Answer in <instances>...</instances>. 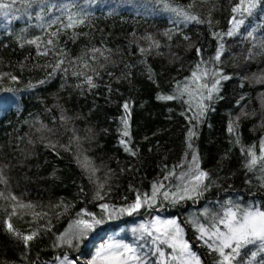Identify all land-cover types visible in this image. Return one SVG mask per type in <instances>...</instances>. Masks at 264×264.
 Wrapping results in <instances>:
<instances>
[{"label":"trees","instance_id":"16d2710c","mask_svg":"<svg viewBox=\"0 0 264 264\" xmlns=\"http://www.w3.org/2000/svg\"><path fill=\"white\" fill-rule=\"evenodd\" d=\"M72 2L76 7H62ZM236 3L45 0L28 7L26 0H17L8 17L0 13V264H55L65 255L86 252L91 257L108 241L136 243L131 235L115 231L141 215L176 219L201 264H218L222 258L200 238L199 225L209 227L229 201L264 209V166L247 167L248 150L259 156L264 140V7L245 18L238 35L217 37L231 27ZM166 5L205 23L184 22ZM69 12L84 14L85 22L65 28ZM36 37V44L27 43ZM221 43L224 53L216 62ZM59 61L63 63L55 68ZM197 64L229 78L220 80L211 101H204V116L190 121L186 117L195 109L189 111L187 93L171 101L158 96H178V85L194 91L191 73ZM125 103L130 113L128 146L135 155L120 143L128 140L121 134V118L128 115ZM189 129L195 132L192 144L199 167L209 174L202 195L177 203L159 198L131 216L105 217L101 227L107 235L101 238V231L90 250L85 240L70 247L57 239L77 213L99 217L101 203L125 207L138 192L150 193L153 183L173 190L184 183L179 174L191 161ZM85 157L88 168L82 167ZM181 164L183 168L177 167ZM173 169L176 175L164 180ZM99 184H104L103 200L95 196ZM10 215L20 237L5 225ZM32 232L38 235L26 247L22 236ZM252 252H257L252 245L241 249L233 264H264V252L254 259ZM147 256L152 264H171L155 249Z\"/></svg>","mask_w":264,"mask_h":264},{"label":"snow or ice","instance_id":"6c2138e0","mask_svg":"<svg viewBox=\"0 0 264 264\" xmlns=\"http://www.w3.org/2000/svg\"><path fill=\"white\" fill-rule=\"evenodd\" d=\"M28 7L32 6V3H45V0H26ZM17 3V0H9V2H0V13L4 17L10 15L11 9ZM55 7V6H54ZM64 9H70L76 7L74 2L65 4L62 6ZM167 10L176 13L177 15L183 18L184 22H195V23H205L198 16L190 14L188 11H185L182 8H171L170 6H165ZM191 7V6H189ZM258 7H264V0H238L231 11L233 13L230 24L231 27L226 33L220 34L216 33L217 37L221 35H226L229 37L238 35L241 28L245 25L246 17H251L254 11ZM44 9L41 8V11ZM68 23L64 25L65 28H74L85 22V15L82 13H72L69 12L67 15ZM56 21H52L55 23ZM252 32L249 31L247 35L252 36ZM53 36H56L57 33L53 32ZM39 37L28 40L29 44H36L39 40ZM151 40V37H147ZM185 39H189L185 37ZM53 41L49 40L48 44H52ZM158 47V43H156ZM37 47H39L37 45ZM93 51H99V49H93ZM145 51L141 49V52ZM200 49H197L199 53ZM224 53V44L221 43L216 51L214 60L219 62L221 56ZM47 55V52L43 53ZM63 61H59L55 68H59L60 64ZM202 63H207L203 62ZM218 77V78H217ZM229 77L223 76L219 70H214L208 67H201V64L196 65V70L191 73L192 83L195 85V90H190L189 86L184 85L183 89H179V95H160L158 96L159 100L162 101H171L177 98H181L187 93L190 97L189 101L186 103L189 104V111H193L191 117H186L190 121L195 120L199 121L201 117L204 116L205 111L208 105L205 104V100L211 101L213 99V94L218 91V85L221 79H228ZM13 81L17 80L16 76H11ZM264 82V79L261 80ZM39 83H44L40 81ZM88 83L92 87L96 85L92 82L91 77H88ZM9 91H12L9 89ZM193 100L195 104L193 106ZM126 112L125 117L121 118V123L123 125L122 137H127L128 140L121 139V145H124V150L130 152L132 155L136 153L128 146L131 143L130 131H129V104L125 103L123 105ZM183 115V113H182ZM228 131L232 132L233 127L229 124ZM195 136V132L192 129H189L187 133L188 144L187 147L192 151L191 161L188 165L187 171H182L179 174L181 181H185L175 187V190L167 188L163 182L153 183L151 186L150 193H137L135 200L128 204L125 207L116 208L113 205L108 203H101L99 205L102 209L103 215L97 216V214L92 212L84 211L82 213H77V219L73 220L68 228L60 234L57 239L62 244H67L70 247H76L81 241L87 239L89 234L94 232L99 226L103 225L106 222V219H111L117 213L119 214H128L131 216L133 213H138L140 209L144 207H152L155 205L159 198L163 200H171L173 203H177L179 200L184 199H193L194 196L202 195V191L206 190L207 185H205V180L208 179L209 174L199 167L198 156L195 154V149L192 144V138ZM247 155L250 157L247 163L249 170L255 168L258 164L264 166V140L260 143V154L257 156L256 152L252 149H249ZM90 161L85 157V160L82 164V167L88 168ZM177 167L183 168L184 165H178ZM93 173L95 169H92ZM175 169L169 171L167 175L164 176V180H169L171 177L175 176ZM2 182V179H0ZM104 188V184H99L96 191V199L103 200L104 196L101 194ZM163 190V191H162ZM0 197H3V193H0ZM12 201H17L16 196H10ZM20 207H34L33 205H23L20 204ZM15 206H13L12 215H15ZM207 214V213H206ZM39 215V214H37ZM88 217V218H84ZM11 215L5 220V225L9 232H14L18 237L21 236L20 233L15 232L12 224L10 223ZM223 226L221 230L220 226ZM143 234H146L148 237H151V244L155 246V251L159 253L161 257L164 256V253L160 250V244H167L173 252L177 255L172 256V259L179 260L181 264H201L200 258L190 251V245L186 240L183 239V229L176 219H161L156 217L151 221L150 224H141L140 229ZM137 229H133L135 233ZM200 232V238L205 239V243L210 249L217 252L222 258L218 261V264H233V261L237 256L240 255L241 249L247 248L249 245L255 246L257 252H264V209L250 206V207H241L239 204H234L232 201L228 202V206L224 210L222 215H219L214 218V222L209 226L200 224L198 227ZM38 235L37 232H32L31 234H25L22 236L23 242L27 247L29 242L34 240ZM143 239V235L140 237ZM211 241V243H209ZM75 242V243H74ZM144 246H137L135 243H126L123 241L112 242L106 245L101 246L92 258L87 262V264H149L147 259V253L142 252ZM230 250V251H226ZM257 252H252L253 259L256 257ZM67 262V264H74L73 261H69L68 256L63 257L62 264Z\"/></svg>","mask_w":264,"mask_h":264},{"label":"rangeland","instance_id":"374dc122","mask_svg":"<svg viewBox=\"0 0 264 264\" xmlns=\"http://www.w3.org/2000/svg\"><path fill=\"white\" fill-rule=\"evenodd\" d=\"M156 217H158V216H155V215H153V216H151V218H148V217H144V216H140V217H134L133 219H132V222L131 223H129L128 225H126V226H124V227H122V228H120V229H118L117 231H115V233H120V232H124L125 234H127V235H131L133 238H135V241H136V243L135 244H137V246H140V245H143L144 247L142 248V252H144V253H148V250H150V249H155V246H153L152 244H151V237H148L146 234H143L142 233V231L141 230H139L140 229V225L141 224H150L151 223V221L152 220H154ZM84 218H88V217H84ZM160 218V217H159ZM161 219H173V218H170V217H164V218H161ZM221 227V230H223V226L221 225L220 226ZM68 228V227H67ZM66 228V229H67ZM133 229H137L138 231H136L135 233L133 232ZM101 231H102V227L101 226H99L94 232H92V233H90L89 234V237L87 238V239H85V241H84V247H87L88 248V245L90 244V243H92V241H93V239L94 238H96V237H98L99 235H101L102 233H103V231H102V233H101ZM200 233V232H199ZM107 235V232H104L103 233V236H101V238H103L104 236H106ZM143 235V239H141L140 237ZM100 238V239H101ZM205 239H207L206 237H205ZM205 239H202L204 242H205ZM99 241V240H98ZM98 241L97 242H95L94 244H96V243H98ZM113 241H108V242H106L104 245H106V244H108V243H112ZM83 243V242H82ZM129 243V242H128ZM209 243H211V241H209ZM93 244V245H94ZM92 245V246H93ZM101 246H97L96 248H95V250L93 251V253H92V256L95 254V252L100 248ZM159 247H160V250L164 253V256L162 257V258H167L168 260H170L171 261V264H181V262L179 261V260H173L172 259V256H174V255H177V253H175V252H173V250L167 245V244H160L159 245ZM191 251V250H190ZM192 252V251H191ZM82 253V252H81ZM193 253V252H192ZM88 256V254H86V256H85V258H81L80 257V253L76 256V257H73V258H69V261H73L74 262V264H80V262L79 261H84L86 264H87V262L92 258V256L91 257H87ZM160 258H161V256H159ZM147 259H148V261H149V264H152L151 262H150V260H149V258H148V256H147ZM62 261H63V258H61V259H59L55 264H62ZM64 264H67V262H64Z\"/></svg>","mask_w":264,"mask_h":264},{"label":"water","instance_id":"95a60500","mask_svg":"<svg viewBox=\"0 0 264 264\" xmlns=\"http://www.w3.org/2000/svg\"><path fill=\"white\" fill-rule=\"evenodd\" d=\"M99 239H100L99 237L94 238L93 241H92V243H90V244L88 245V250H90L91 247H92V245H93L95 242H97ZM86 254H87L86 252H82V253H80V257H81V258H85ZM79 262H80V264H86L84 261H79Z\"/></svg>","mask_w":264,"mask_h":264}]
</instances>
